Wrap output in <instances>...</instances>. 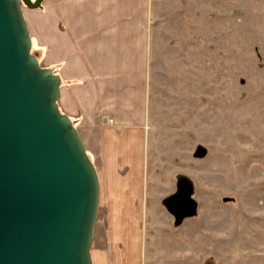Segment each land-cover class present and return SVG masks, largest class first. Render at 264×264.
Returning <instances> with one entry per match:
<instances>
[{"label": "rangeland", "instance_id": "obj_1", "mask_svg": "<svg viewBox=\"0 0 264 264\" xmlns=\"http://www.w3.org/2000/svg\"><path fill=\"white\" fill-rule=\"evenodd\" d=\"M153 13L140 165L96 169L93 262L264 264V0Z\"/></svg>", "mask_w": 264, "mask_h": 264}, {"label": "water", "instance_id": "obj_2", "mask_svg": "<svg viewBox=\"0 0 264 264\" xmlns=\"http://www.w3.org/2000/svg\"><path fill=\"white\" fill-rule=\"evenodd\" d=\"M43 1L0 0V264H93L99 178L32 53L23 8Z\"/></svg>", "mask_w": 264, "mask_h": 264}, {"label": "crops", "instance_id": "obj_3", "mask_svg": "<svg viewBox=\"0 0 264 264\" xmlns=\"http://www.w3.org/2000/svg\"><path fill=\"white\" fill-rule=\"evenodd\" d=\"M29 12L34 53L60 77L59 110L95 168L138 167L155 78L153 0H44Z\"/></svg>", "mask_w": 264, "mask_h": 264}]
</instances>
